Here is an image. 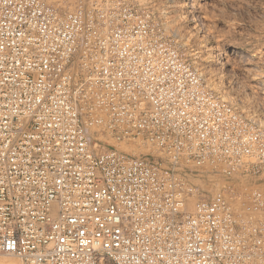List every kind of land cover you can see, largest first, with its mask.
Returning <instances> with one entry per match:
<instances>
[{
    "label": "built area",
    "instance_id": "1",
    "mask_svg": "<svg viewBox=\"0 0 264 264\" xmlns=\"http://www.w3.org/2000/svg\"><path fill=\"white\" fill-rule=\"evenodd\" d=\"M206 174H264V119L209 87L151 11L0 0V255L264 264V193L211 192Z\"/></svg>",
    "mask_w": 264,
    "mask_h": 264
},
{
    "label": "rangeland",
    "instance_id": "2",
    "mask_svg": "<svg viewBox=\"0 0 264 264\" xmlns=\"http://www.w3.org/2000/svg\"><path fill=\"white\" fill-rule=\"evenodd\" d=\"M44 1L72 10L88 5L91 0ZM126 1L151 11L160 30L200 71L209 87L243 112L264 119V0ZM205 176L195 183L211 192L218 190L216 184H229L243 200L253 191L264 193V174H239L229 180ZM2 259L20 264L12 256L0 255Z\"/></svg>",
    "mask_w": 264,
    "mask_h": 264
},
{
    "label": "bare ground",
    "instance_id": "3",
    "mask_svg": "<svg viewBox=\"0 0 264 264\" xmlns=\"http://www.w3.org/2000/svg\"><path fill=\"white\" fill-rule=\"evenodd\" d=\"M221 52L223 53L224 50H221ZM227 52H228V51H227ZM232 53H235V51H233ZM0 264H15V263H13L12 261H8V260H6V259H2V260L0 261Z\"/></svg>",
    "mask_w": 264,
    "mask_h": 264
}]
</instances>
